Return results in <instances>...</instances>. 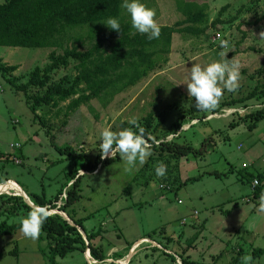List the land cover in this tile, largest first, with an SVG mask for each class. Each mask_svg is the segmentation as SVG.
<instances>
[{"label": "rangeland", "instance_id": "1", "mask_svg": "<svg viewBox=\"0 0 264 264\" xmlns=\"http://www.w3.org/2000/svg\"><path fill=\"white\" fill-rule=\"evenodd\" d=\"M5 1L0 0V4ZM186 1L208 5L207 22L199 25L207 27L205 35L174 34L170 53L158 57L157 68L142 82L112 99L94 100L69 116L66 114L70 101L57 108L42 106L33 112L24 93L16 92L0 73V196L6 198L16 196L13 190H19L24 197L44 192L51 200L63 188H71L69 180L79 163L61 155L52 136L61 147L69 144L75 150L74 156L86 155L94 160L100 154L99 139L104 128H132L139 132L145 128L146 118L153 115L150 137L158 147H151V155L142 166L137 163V170L125 172L120 159L99 167L95 173L78 172L83 176L82 197L66 214L84 222L85 238L100 231L94 244L106 253L108 260L104 264H183V259L229 264L237 258L236 264H242L243 256H251L252 264H264V213L257 211L259 198L253 195L249 177L262 175L264 181V121L249 131V121L243 118L264 108V74H260L264 69V38L259 35L264 31V21L257 23L264 15V2L256 5L252 0ZM141 2L155 10L159 27L173 26L185 19L176 0ZM227 5L220 19L225 23L213 27L220 10ZM123 16L124 21H131L125 9ZM101 29L107 27L102 25ZM218 33L222 35L219 40ZM221 40L228 42L226 48L221 47ZM92 41L89 28L74 30L68 33L62 49L0 47V61L19 66L7 76L26 84L35 68L43 70L50 63L53 51L61 55L65 48L76 46L87 51ZM221 52L239 63L240 86L236 92L225 90L213 110L223 113L234 108L238 112L205 121L202 116H211L213 110H197L185 121L186 127H191H182L176 142L199 148L208 137L214 141L204 157L175 159L159 146L170 133H175L174 123L196 109L194 98L187 93L188 70L193 63L206 65L222 60ZM78 65L70 60L66 69L53 73L52 84L71 86L79 74ZM256 87L261 90L259 98L225 106L246 98ZM45 91L31 88L30 94L37 96ZM194 117L198 123L192 122ZM133 118L139 127L129 123ZM231 123L239 125L233 129ZM63 130L72 132L64 135ZM158 162L167 165L163 178L155 173ZM214 171L223 175L208 174ZM200 176L199 180L185 183ZM27 213L23 209L17 215L1 212L0 223L19 224L18 218ZM40 237L41 233L33 241L20 229L12 235L0 234V264H49L41 253L47 250L48 243ZM255 251L261 253L255 255ZM89 257V253L77 251L58 259V264H89Z\"/></svg>", "mask_w": 264, "mask_h": 264}, {"label": "trees", "instance_id": "2", "mask_svg": "<svg viewBox=\"0 0 264 264\" xmlns=\"http://www.w3.org/2000/svg\"><path fill=\"white\" fill-rule=\"evenodd\" d=\"M176 1L185 19L173 26H161L159 38L149 40L147 35H142L131 27V21H124L123 8L121 7L123 0H6L0 4V47L62 49L69 32L84 28H89V38L94 42L92 41V46L87 51H81L78 46L65 48L61 55L53 51L50 55V63L43 70L39 67L35 68L26 84L17 83L16 79H10L7 76L15 73L19 66H10L0 61V73L7 78L16 92L24 93L25 101L33 112L42 106L57 108L60 104L70 101L66 114L69 116V114L80 110L82 106L90 105L94 100L112 99L142 82L148 77L149 72L157 68L158 57L170 53L174 34H187L196 37L206 34L207 27L200 28L199 25H204L207 22L208 5H200L186 0ZM252 2L258 5L264 0H252ZM227 9L228 5L220 10L219 17L212 23L213 27H221L225 23L220 19ZM109 17L118 19L121 26L120 33L109 28L107 30L101 29L104 25L102 23ZM261 21H264V15L258 19L257 23ZM70 60L79 63V74L71 86L64 87L61 84H52L53 73L60 69H66ZM260 74H264V69ZM31 88L46 89V91L42 95L34 96L30 94ZM260 96V87H256L246 98L225 103V106L232 107L240 102H247ZM196 112L197 109H192L174 123L175 134L184 127L186 119ZM212 114L219 113L217 110H213ZM207 118V115H203L201 120L206 121ZM243 118L249 121L248 130L254 131L258 128L259 123L264 121V108L249 113ZM194 119L197 118L194 117ZM66 123L67 121L63 125ZM152 123L153 115H149L146 118L143 135L151 147L157 148L158 145L150 137ZM238 125L239 123H231L230 128L235 129ZM70 132L72 130L62 131L65 133L64 135H70ZM72 134V137L75 138L76 134ZM51 138L55 149L61 155H67L68 159L74 158L79 163V168L69 180V183H72L71 188L67 191L63 188L54 199H47L44 192L42 195L32 194L28 196L33 204L46 205L49 211L57 210L67 213V209L75 206L82 197L80 187L83 176L79 175V170L95 173L99 167L118 162L120 157L119 154H116L112 159L101 160L100 154H98L92 160L86 155L74 156L75 150L69 144L61 147L56 143L55 136ZM213 141V137H208L199 148L180 144L176 140L163 141L159 148L175 159H183L189 156L198 158L206 156ZM208 174L216 177L223 175L217 171L208 172ZM249 177L252 181L259 180L260 185L253 192L254 197L259 198L261 192H264V181H261L262 175L250 174ZM200 178L202 176L198 179L191 177L185 183ZM169 179L168 177L165 180ZM63 194L66 195V198L62 197ZM0 198L2 199L0 216L1 212L17 215L20 209L29 211L31 208L19 196L8 198L0 196ZM59 203L63 204L59 206ZM68 217L76 226H72L67 219L56 213L50 214L42 226L40 238L47 240L48 247L41 253L48 259L49 264H58V259H65L77 251L83 254L89 253L96 261L105 263L108 260L106 253L94 244V240L98 238L100 231L87 234V243L78 229L80 228L86 233L84 222L75 220L69 214ZM19 229V224L0 223V234L12 235ZM255 253L259 254L261 251L258 253L255 251ZM238 260L239 258L229 264H236ZM182 263L206 264L189 259H183Z\"/></svg>", "mask_w": 264, "mask_h": 264}, {"label": "clouds", "instance_id": "3", "mask_svg": "<svg viewBox=\"0 0 264 264\" xmlns=\"http://www.w3.org/2000/svg\"><path fill=\"white\" fill-rule=\"evenodd\" d=\"M121 7L127 11L131 17V27L136 32L147 35L149 40L158 39L160 27L155 20V10L147 7L141 0H123ZM103 24L110 30L119 32L121 26L118 19L109 17ZM260 38H264V31L260 32ZM222 48L228 46V42L221 40ZM222 60H213L206 65L193 63L189 68L187 93L195 100V108L199 111H211L216 108L225 90L236 92L239 89L240 65L235 58L227 59L221 52ZM130 124L136 125L133 118ZM174 135L175 133H170ZM100 158H113L116 153L124 164V171L131 174L137 170V163L143 165L146 158L151 155V146L143 135V129L135 132L132 128H124L113 131L104 128L100 133ZM155 173L158 178H163L167 172V165L158 162ZM253 183H258L254 181ZM258 212L264 213V192H261L258 200ZM50 216V211L46 205L33 204L26 216L18 218L21 233L33 241L40 236L42 226ZM251 256L241 257L242 264H252ZM104 264V262H101Z\"/></svg>", "mask_w": 264, "mask_h": 264}, {"label": "built area", "instance_id": "4", "mask_svg": "<svg viewBox=\"0 0 264 264\" xmlns=\"http://www.w3.org/2000/svg\"><path fill=\"white\" fill-rule=\"evenodd\" d=\"M221 37H222V35L220 34V33H218L217 34V38H218V40L219 39H221ZM238 111L236 110V109H234V108H228V109H225L224 111H223V113H219V114H211V116H209L208 118H207V120H211V119H213V118H222V117H228V116H232V115H235L236 113H237ZM194 124L197 122L198 123V120H193L192 121ZM191 126H189V127H186V125H184V127H183V129H189ZM180 133H181V130H179L178 132H177V134H174V135H170V136H168L167 138H166V142H170V141H172V140H175V138H177V137H179L180 136ZM147 141V140H146ZM148 142V141H147ZM17 146H19V145H17ZM19 148H21L20 146H19ZM18 149V148H17ZM17 164H21V161H17ZM254 181H258V183H252L253 184V189L255 190L259 185H260V183H259V180L258 179H255ZM253 181V182H254ZM63 198H66V195L65 194H63V196H62ZM63 203H59V206H61ZM90 255V254H89ZM89 261V264H99L100 262H98V261H96L94 258H92L91 257V255H90V257H89V259H88ZM181 264V263H180Z\"/></svg>", "mask_w": 264, "mask_h": 264}, {"label": "water", "instance_id": "5", "mask_svg": "<svg viewBox=\"0 0 264 264\" xmlns=\"http://www.w3.org/2000/svg\"><path fill=\"white\" fill-rule=\"evenodd\" d=\"M27 195V194H26ZM16 196H19V197H22L24 200H25V202L31 207L32 205H33V203L31 202V200H30V198H29V196L27 195V197H24L23 195H16ZM59 214L60 216H62V217H64L65 219H67L68 221H69V223L72 225V226H76L75 224H74V222L68 217V215L66 214V213H62V212H59V211H57V210H53V211H50V214ZM79 229V231L81 232V234L83 235V231L80 229V228H78ZM85 233V232H84ZM84 236V235H83ZM86 240H87V238H85ZM87 243H88V241H86Z\"/></svg>", "mask_w": 264, "mask_h": 264}, {"label": "bare ground", "instance_id": "6", "mask_svg": "<svg viewBox=\"0 0 264 264\" xmlns=\"http://www.w3.org/2000/svg\"><path fill=\"white\" fill-rule=\"evenodd\" d=\"M8 189H9V188H8ZM8 189L6 188L5 190H8ZM13 191H14L16 194H18V195H23V196L25 195L24 193H22V192L19 191V190H18V191L13 190Z\"/></svg>", "mask_w": 264, "mask_h": 264}, {"label": "crops", "instance_id": "7", "mask_svg": "<svg viewBox=\"0 0 264 264\" xmlns=\"http://www.w3.org/2000/svg\"><path fill=\"white\" fill-rule=\"evenodd\" d=\"M138 244V243H137Z\"/></svg>", "mask_w": 264, "mask_h": 264}]
</instances>
